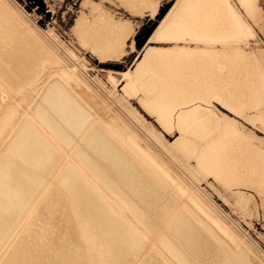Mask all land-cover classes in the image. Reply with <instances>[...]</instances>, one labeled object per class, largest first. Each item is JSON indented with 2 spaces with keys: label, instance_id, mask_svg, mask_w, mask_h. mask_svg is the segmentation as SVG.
Masks as SVG:
<instances>
[{
  "label": "bare ground",
  "instance_id": "obj_1",
  "mask_svg": "<svg viewBox=\"0 0 264 264\" xmlns=\"http://www.w3.org/2000/svg\"><path fill=\"white\" fill-rule=\"evenodd\" d=\"M56 1L48 0L47 10L40 1L31 17L23 8L21 15H17L19 18L16 17L18 20L0 3L2 252H8L13 246L12 240L17 237L16 230H25L31 218L34 230H39L42 221L56 217L59 224L66 227L65 234L71 229L70 219L74 218L81 224L69 239L62 241L69 250L62 258V264H93L96 258L89 251L88 239L82 257L72 253L73 237L85 236L84 222L90 219L87 216L89 208L99 217L98 222L107 224L112 221L103 207L118 200L127 205L126 215L122 214L132 218L137 229L153 232L159 227L158 234L154 233L156 244L171 264H264V250L255 246L257 252L253 254L242 237L245 232L240 231L241 235L232 226L225 211L231 206L229 198L232 195L237 202L246 198L244 195L247 194L238 188H253L254 193L255 189L257 192L264 190V156L256 145L264 138L254 144L251 138L248 139L247 127L239 126L235 118L217 108L219 104L239 116L248 105L264 101V88L255 70L254 54L239 44L245 36V29L238 15L224 0H174L169 5L148 37L167 41L169 45L151 47L146 44L141 60L134 64L131 76L122 88L127 96L138 93V101H135L141 103L145 115L154 116L151 126L147 127L145 123L143 128L139 116L133 125L129 124L131 120L126 122L125 115L123 121L109 105L107 94L110 92L105 90L106 84L100 76L96 72L90 74L66 52H61L60 44L46 32L42 24L46 22L47 19L43 18L48 17V12L52 17L60 13L61 22L52 19L51 23L64 26L71 18L70 8L76 0H63L62 4ZM119 1L120 5L131 10L130 15L125 13L129 16L124 20L121 15L115 19L110 11L92 4L87 12L80 9L73 13L75 18L69 30L81 44L88 43L90 57L97 63V68H102L100 60L104 57H120L125 52L127 37L133 30L130 18L145 8H151L154 2ZM245 2L247 14L256 26L261 27L263 16L256 1ZM87 3L83 0L82 4ZM26 4L32 6L30 2ZM93 10H96L95 15ZM153 20L150 15L144 17L142 23L150 25ZM114 94L112 101L120 98ZM121 101L118 105L122 108ZM132 106L128 105V108ZM17 107L21 109L20 113ZM260 111L263 122L264 110ZM131 113L134 114L133 110ZM152 128L166 136H171L174 131L178 133L172 142L173 149H176L172 152L173 159L172 149L169 150L167 142L164 143L168 137L165 141L155 138L157 136L152 138L155 135ZM148 135L156 142L150 141ZM254 136L253 133L252 138ZM168 151L170 158L175 160L173 163L180 164H177L179 169L169 164ZM182 164L185 166L181 167ZM168 170L184 173V199L180 205L176 189L169 191L172 179ZM200 181L205 184L202 188L199 187ZM53 187L56 194L50 192ZM104 187L109 189L107 199L93 198L87 191ZM45 194L50 198L49 208H54L49 219L38 207ZM166 219L168 224H162ZM176 222H179L182 237L175 233ZM47 227L45 230H53V225ZM114 227L118 229L116 224ZM155 255L156 250L146 255L148 264H152L149 259ZM28 260L24 257V261ZM33 260L30 256L29 261L33 263ZM48 263H53L51 258Z\"/></svg>",
  "mask_w": 264,
  "mask_h": 264
},
{
  "label": "rangeland",
  "instance_id": "obj_2",
  "mask_svg": "<svg viewBox=\"0 0 264 264\" xmlns=\"http://www.w3.org/2000/svg\"><path fill=\"white\" fill-rule=\"evenodd\" d=\"M40 1H42V7L44 10L49 9V7L47 6V4L49 3L48 0H44V3H43V0H0V3L9 12H11L16 18V17H18L17 15H21L23 8H24V10H26L27 14L30 15V17H31V14L34 10V7L38 8ZM87 1H88V3L86 5L82 4L83 0H76L75 2H73V4L71 5V8H70V10L72 12L71 18L69 21H67L65 23L64 26L60 23H57V22H55L54 24L51 23L52 19H56V21L61 22L60 16H59L61 14L59 13V14L55 15L56 17L55 16L52 17V14L50 12H48V17L43 18V19H47V20L44 23V25L42 24V26H44V29L46 30V32L48 31L47 33L48 34L50 33L49 35H51V37L53 36L52 38L60 44V47L62 48V49L60 48L61 52H66V54L69 55V57H71L72 59H75L77 62H79L78 64H80V66H82V68H87L86 70L90 74H95V72H96L98 74V76H100L102 82L106 84V85L104 84L105 90H108L110 92V94L113 93L114 91H116L115 94L114 93L113 94H114V96L116 95L117 98L120 97L117 100H120V99L124 100V102H123V100L122 101L120 100L121 101L120 106L122 105V108H121L118 105V102L120 103V101L117 102V100L115 101V99H113V101H112V98H113L112 95L113 94L112 95L107 94L108 95L107 101H108L109 105L112 106L116 110L115 111L116 113L118 112V115H120V118H122L123 121H125L124 119L127 116L129 120L126 117V122L129 123L131 120V123H129V124L133 125L135 123L136 117L139 116L137 118H139L140 120L142 118V121L144 123V124H142L143 125L142 127L145 128V123L147 124V127H150L151 126L150 122L151 121L153 122L155 119H154V116H152V114L151 115L147 114L148 116L145 115V111L143 109H141L142 108V106H140L141 103L137 102L138 98H139V96H138L139 94L136 93L135 95L127 96L124 94V92H122L123 91L122 88L127 83V81L129 80L131 73L133 71L132 69L135 66L134 64H137L136 62H139L141 60V56L143 55V52H144L143 50H144V47L146 44H148V46H151V47H163V46L169 45L168 43H166L167 41L164 42L163 40L158 41V39H153V38L149 39V38L152 35L153 31L158 26V24L160 23V21L162 20V18L164 17V15L166 14L167 10L164 11L163 13H162V10L165 8V6L167 5V3L170 0H153L154 2L152 3L151 8L143 9L142 10L143 13L141 12V13L133 14L132 18H130V20L132 22L131 25H133L132 26L133 30L131 31L132 35L127 37L126 44L124 47L125 52H123V54L124 53L125 54L120 55V57L119 56H117V57L115 56L112 58H111V56L110 57H108V56L104 57V59L100 60V62H101L100 65L102 66V68H97L96 67L97 63H95V61H93L91 59L90 53L88 50L89 49L88 43L87 44H81V42H79L78 39L75 38V36L70 31L71 26L73 25L72 22L75 18V16H73V13L76 14L80 9L83 10L84 12H87L89 10L91 4H92L96 8L99 7L101 9L106 10L107 12L110 11L109 13H111L112 14L111 16H113L115 19L121 18V16H122L121 19L124 20L126 17H128L130 15L131 10L126 8L123 4L120 5L121 3L119 0H117V1L113 0L110 2H109V0H104V1L103 0L102 1L101 0H87ZM173 1L174 0H172V2ZM224 1L227 3V5L231 9V11L238 15L242 25L244 26V29H245L244 35L245 36L242 37V40L239 42V44L242 47H244L245 50L250 51L254 54L253 55L254 60H255L254 63H255V67H256L255 70H256V73L258 74L260 80L262 79L261 82H262L263 88H264V74H263L264 73V62H263L264 61V56H263L264 55V0H252V1H256V4H257L258 8L260 9L261 14L263 16V23L261 25V27H263V28H261L260 25L256 26V24H254V22L251 20L250 16L247 14V12H246L247 6H246V2H245L246 0H224ZM28 2H30L32 4V6H30V7L27 6L26 3H28ZM56 2H58V3L61 2V4L64 3L63 0H57ZM103 3H105L106 5ZM109 3H112V4H110L111 6L109 5ZM115 3H117L118 5ZM104 5H105V7H104ZM114 6L115 7L118 6V7L116 9H114L115 8ZM84 7H86V8H84ZM119 8H120V11H118ZM35 12H36V10H35ZM125 13H127L129 15H127ZM92 14L95 15L96 10H93ZM57 15H58V17H57ZM150 15H153V18H154L153 22L150 25H144L142 23V19L144 17H149ZM134 19H136V20H134ZM52 28H53V31H52ZM150 29H151L150 33L144 39L145 34ZM56 30H58L59 33H61V34H59L58 31H56ZM62 34L65 38L62 36ZM68 40H69V42H68ZM126 54H129L128 58L124 57ZM88 62H90V63H88ZM258 64L260 65V67ZM88 68H90V69H88ZM121 72H124V74L121 75L120 74ZM108 76H111V78ZM113 79H114V81H113ZM111 81L115 84H113ZM111 90H112V92H111ZM133 97H136V98L133 99ZM135 100H137V101H135ZM125 101H127V102H125ZM110 102L112 103V105ZM261 102L262 101H259V103H261ZM113 103L114 104L117 103V104H115L116 106ZM259 103L257 104V102H256V104L253 103V104H250V106L248 105L249 107L247 106L245 108L244 112L242 113V115H239V116H237L236 114L233 115L226 108L219 106V104H218L217 108H218V111H221V112L227 114L229 117L235 118V120H236V122H238L239 126L242 125L241 127H244V126H245L244 128L247 127L246 129H248V131H249L248 139L250 140V138H251V141L255 144L261 138H264L263 137L264 136L263 135L264 134V128L261 126L260 122H262V120L260 119L261 116L259 115L261 112L260 110H264V108H263L264 107V101L261 104H259ZM125 104L127 106L123 107V105H125ZM133 104H135V105H133ZM128 105L129 106L133 105L132 110H133L134 114L131 113L132 107L128 108ZM257 105H258V107H257ZM134 106L135 107L138 106V108H135ZM117 108H119L121 110H119ZM134 108H135V110L138 109L137 110L138 113H135ZM127 109L129 110V112L126 111ZM141 111L144 113L145 116H143V113H141ZM17 112H19V113L21 112V109L19 107H17ZM122 113H124V114H122ZM127 113H129L130 115ZM248 113H250V114H248ZM139 114H142V115H139ZM246 114H247V116H245ZM123 115H125V117ZM132 115H135V118L131 119ZM144 117L147 119L144 120ZM252 118H253L254 122H253ZM133 120H134V122H133ZM255 120H256V122H255ZM241 122L243 124H241ZM247 122H249V125ZM251 122H253V124ZM148 124H150V125L148 126ZM250 124H252V125H250ZM258 125H260V127ZM262 125L264 126V121L262 122ZM251 126H253V128ZM155 130H157V129L152 128V133L153 134L155 133V135L152 136V138L157 136L155 138H161L160 140L165 141V139H167V137H168L167 141H165L164 143L167 142L166 144L169 147V150L172 149V151L170 150L171 155L174 152H176V149L175 148L173 149L174 146H172V142L174 141V139L177 138L178 133H176L174 131L173 133H171V136H166L163 132H162L163 134H160L158 131H155ZM260 130L263 132H260ZM252 131H254V132H252ZM253 133L256 136V138H255V136L252 138ZM257 135H259V136H257ZM148 136L150 138H148V137L147 138L150 139V141L153 142L155 140V139H152L150 135H148ZM163 137H164V139H163ZM260 141L258 143H256V145L259 147L261 154H263V156H264V139H261ZM154 142H156V140ZM170 153H169V151L167 152V154H169L168 159H169L170 163L168 162V160H166V161L169 164L175 165V167H177V164H179V163L178 162L173 163V161H175V160H172L173 159L172 157L174 154L171 156ZM170 156L172 159L170 158ZM183 165L184 164H182L181 167H183ZM167 174L172 179V184L169 186V191H170V189H173V188L176 189V192L178 194L177 202H178V205H180L184 199V196L182 194V188L184 187V180H185L184 179V173L181 170H168ZM207 180L210 181L211 178H207ZM204 186H205L204 181H200L199 187L202 188ZM256 190L257 189H255V193H254L253 188H245V187L244 188L243 187L238 188V191L244 192L247 195H249V193H251V192L252 193L249 195L248 199H247V195H244V197H246V198H242V200H240L238 202H237V200L234 199V196L232 195L229 198V201L231 204L230 208L232 206L233 207L231 209L228 208V210H227V208L225 209V211L228 212V215H227L228 221L231 224H233L232 226L237 228V229L236 228H234V229L238 230V232H240V231L242 233L245 232V233H243L242 237L244 238V242H245L246 246L248 247V249L253 254H256V252H257V249L255 246L260 247L261 249L264 250V233H263L264 232L263 231L264 230V228H263L264 227L263 226L264 225V219H263L264 218V215H263L264 214V211H263L264 210V207H263L264 190L263 189H261L263 191L258 190V192L261 191L260 194ZM51 191L56 194L57 190L53 187L52 190H50V192ZM87 191L93 198H96L99 200L100 199H107L108 197H110L109 189L107 187L94 188V189L87 190ZM232 191H235V190H232ZM248 191H250V192H248ZM165 192L167 193L168 189H166ZM253 194H254V196H253ZM49 199H50L49 195L45 194V196L42 197V199L38 205V207H40V209H41V213L47 217L50 216L54 212V208H49L50 207V200ZM246 199L248 201L252 199L249 202L250 204L248 202H245V201H247ZM240 202H241V204H240ZM258 202L260 203V205L262 207L259 205ZM255 203H257L258 208H257ZM118 207H121V208H118ZM115 208H117V209H115ZM234 208H236V210ZM103 209L106 213L109 214V216L112 217V221L107 222V224H103L101 222H98V221H100L99 217H97L94 214L95 211H93L92 208H89V213L87 216L90 219L86 218L87 221L84 222V227H85L84 229L86 230L85 236L78 235L75 238L73 237L75 244H74V249L72 250V253L74 255L80 254L82 257L85 256V251H86L85 249H87V245L85 244V240L88 239L89 251L96 258V261H94L93 264H148L147 260L145 259L146 255L150 251H155V250L157 251V255L153 256L152 259L151 258L149 259L152 261V264H171L170 261H168V257H166L163 253L160 252V250L158 249V246L156 244V236L154 235V233L158 234L157 230L159 227L155 228V230L153 232L151 230L144 231L142 229L141 230L137 229V227L133 223L134 220L132 218L124 217V215H126L125 211H127V205L126 204L124 205V203L118 202V200H114L111 203H109V202L106 203V205H104ZM232 209L234 210V212ZM231 210L233 213L230 212ZM258 210H259V212H258ZM236 212H238V213H236ZM238 214H240V215H238ZM241 215H243V216L240 217ZM50 217H48V219ZM232 218L235 220H232ZM245 219H247V220H245ZM244 220L246 222L245 225H244ZM32 221H33L32 218L29 219V221L26 225V228L29 227L27 230H26V228H25V230H23L21 232H18V230H16V232H17L16 236L17 237H15L12 240L13 246L9 247V250L7 253L6 252L4 253V251L2 252V250L0 249V264H49L48 261L50 258L53 261V263H51V264H62V261H63L62 258L64 257L65 254L67 255V253L69 252L67 245L63 244L62 241H66L67 239L70 238V235H72V233L74 231H76V228L78 227L79 224H81V221H76V219L74 220V218H71L69 221V224L70 225L72 224V226H71V229L69 230L70 232L68 231L67 234H65L66 233V227L61 226L59 224L58 218H56V217L50 219L49 221H47V220L42 221L41 227L39 230L38 229L34 230L35 229L33 227L34 222L32 223ZM113 221H117L119 225L117 224V222H113ZM234 221H235V223H234ZM114 223L118 226V229L114 227V225H115ZM163 223H164V225L165 224L167 225L168 219L164 220V222L162 221V224ZM242 223H243V225H242ZM49 224L53 225V230H49V231L45 230V229H48L47 226H51ZM176 224H177L176 225L177 230L175 231V233L177 236L182 237V232H181V229L179 228V222H176ZM247 225L251 226V227L246 228ZM44 227H46V228H44ZM18 228L19 227H16V229H18ZM257 231H259V233ZM126 232H127V234H126ZM241 232H240V234L242 235ZM14 234H12L11 236L13 237ZM241 235H240V238H241ZM247 235H249L251 237H249ZM11 236L8 238V240L11 239ZM244 236H246L247 239ZM253 242H255V243H253ZM31 245H34V247H32ZM35 245H36V247H35ZM135 246H136V248H135ZM69 247H71V246H69ZM30 256L32 258H34L33 263L29 261ZM24 257L26 259H29L28 262L24 261ZM129 260H130V263H128ZM163 261H165V263ZM72 264H78V263L73 262Z\"/></svg>",
  "mask_w": 264,
  "mask_h": 264
},
{
  "label": "water",
  "instance_id": "obj_3",
  "mask_svg": "<svg viewBox=\"0 0 264 264\" xmlns=\"http://www.w3.org/2000/svg\"><path fill=\"white\" fill-rule=\"evenodd\" d=\"M171 2H172V0H170V1L167 3V5L165 6V8L162 10V13L168 9V7H169V5L171 4ZM150 31H151V29L145 34L144 39L148 36V34L150 33Z\"/></svg>",
  "mask_w": 264,
  "mask_h": 264
}]
</instances>
